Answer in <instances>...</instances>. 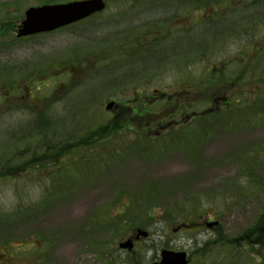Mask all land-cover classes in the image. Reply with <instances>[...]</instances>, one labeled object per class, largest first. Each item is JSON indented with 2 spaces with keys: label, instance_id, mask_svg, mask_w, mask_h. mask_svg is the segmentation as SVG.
Wrapping results in <instances>:
<instances>
[{
  "label": "rangeland",
  "instance_id": "rangeland-1",
  "mask_svg": "<svg viewBox=\"0 0 264 264\" xmlns=\"http://www.w3.org/2000/svg\"><path fill=\"white\" fill-rule=\"evenodd\" d=\"M65 1L71 0H0V66L10 61L16 70L35 65L40 71L53 60L77 59L68 65L80 61L79 68L85 70L80 77L71 73L69 80L58 77V97L63 91L54 110L59 130L68 127L67 118L79 129L77 126L86 122L79 116L81 110H95L90 119H96L100 98L128 97L136 87H146L152 94L154 88L169 92L175 87L184 90L191 86V91L202 88L203 94L197 91V96L207 101L210 97L205 92L215 93L216 85H193L189 81L209 77V68L229 55L236 54L230 57L234 58L232 66L237 65V55L242 56V51L243 60L253 57L257 52L255 40L262 38L260 49L264 53V0H243L244 7L238 13V4L232 8L234 12L231 4H226L232 18L254 21L246 44L240 42L243 31L229 34L218 21L199 22L189 40V31L183 32L184 40L180 31L160 28L163 21L148 23L167 15L173 9L170 6L180 0H106V9L90 21L35 35L17 49L7 48L3 29L17 26L27 8ZM187 11L193 12V6ZM191 16L195 18V14ZM184 21L189 24V20ZM149 26L159 31L148 34L146 30H153ZM212 42L215 46L209 48ZM134 44L136 53L130 46ZM196 46L208 47L207 53L182 63L193 55ZM126 47L129 56L122 59ZM255 72L263 74L264 64ZM219 87L220 95L232 92L241 99L223 100L211 108L201 105L198 113L181 114L179 122L155 126L149 132L151 137L143 135L142 119L137 121L135 135L124 128L114 133L110 125L115 122L106 114L110 125L100 139L112 136L116 141L95 144L101 147L99 153L76 164L64 163L48 178L49 173L35 167L19 170L23 172L20 177L8 175L4 172L7 169L0 167V264H151L159 260L164 247L186 250L190 264H264V224L259 220L264 212V187L253 183L264 179V78L230 81ZM40 90L50 91L43 84ZM72 109L75 113L71 116ZM195 114L198 116L193 118ZM158 116L161 120L160 115H154V120ZM127 118L122 115V122ZM28 121L12 122L9 131L0 121V143L9 142L18 125L27 131ZM97 121L90 120V126ZM176 132V137L172 136ZM167 134L171 136H164ZM136 138L139 140L132 143ZM158 138L162 140L156 142ZM70 153L81 154L76 148ZM247 160L248 166L244 164ZM126 197L131 205L123 209ZM83 199L88 207L76 223L48 222L51 215ZM193 216L201 226L175 229ZM210 221L218 223L209 227L206 224ZM139 227L147 229L150 236L136 242L132 250L121 249L119 242ZM70 243L74 246L69 256L55 254Z\"/></svg>",
  "mask_w": 264,
  "mask_h": 264
},
{
  "label": "flooded vegetation",
  "instance_id": "flooded-vegetation-1",
  "mask_svg": "<svg viewBox=\"0 0 264 264\" xmlns=\"http://www.w3.org/2000/svg\"><path fill=\"white\" fill-rule=\"evenodd\" d=\"M19 26V25H18ZM18 26L12 27L9 29H3L7 39V48H19V44H24L25 39H32V36H19L17 33L19 31ZM264 31V29L262 30ZM250 32V31H247ZM4 64L0 66V116H10L12 112L20 115L23 113L24 105L33 106L41 105L44 103L45 98L42 95H38L32 81L35 78V66H28L26 68L19 66V70L15 69L16 65H11L10 61H3ZM15 69H13V68ZM65 68H61L60 71H64ZM33 76V77H31ZM44 76L50 77V99L55 98L56 91L58 89V84L56 83L58 77V66L56 61H51L50 65L45 67ZM22 82H27L28 84H21ZM135 101L138 100L136 97ZM137 106V105H136ZM45 108H41V111H44ZM114 112H119V107L116 106ZM19 120V119H18ZM10 121L7 124V131L11 129ZM16 131H22L20 125L17 126ZM6 141V140H5ZM64 144L57 149L58 144H50L45 146V154L47 161H51L54 157L56 160L60 159L61 155L69 152L70 148L75 147L76 145L70 141H59V144ZM3 146L8 147L9 144L5 143ZM5 154V152H3ZM5 155H3L4 157ZM62 159V158H61ZM34 157L23 156L16 161L31 163L33 162Z\"/></svg>",
  "mask_w": 264,
  "mask_h": 264
},
{
  "label": "water",
  "instance_id": "water-1",
  "mask_svg": "<svg viewBox=\"0 0 264 264\" xmlns=\"http://www.w3.org/2000/svg\"><path fill=\"white\" fill-rule=\"evenodd\" d=\"M105 7L104 0H76L61 4H45L30 7L26 11V18L21 29L22 34L52 30L63 25L80 20ZM111 104L108 105L110 107ZM147 235L146 230H139V235ZM137 235V236H139ZM132 239L121 243L123 247H132ZM153 264H188L185 251L162 250V259Z\"/></svg>",
  "mask_w": 264,
  "mask_h": 264
},
{
  "label": "trees",
  "instance_id": "trees-1",
  "mask_svg": "<svg viewBox=\"0 0 264 264\" xmlns=\"http://www.w3.org/2000/svg\"><path fill=\"white\" fill-rule=\"evenodd\" d=\"M181 1H182V0H181ZM189 1L192 2V4H194V6H193V5H192V6H193V7H196V8L202 7V6H204L206 3L208 4L209 2H212V3H215L216 6H220V7H221L220 10L223 9V11H225V7H226V4H227V1H224V0H189ZM209 6H210V5H209ZM185 14L189 15V14H190V11H189V12H186ZM187 15H185L184 18L187 19V20H189L188 18H186V17H188ZM219 15H221V13H219L218 16H219ZM213 17L216 18L217 15H215V16H213ZM201 22H202V19H201ZM189 23H190V25H197L199 22L196 21V20L193 19V18H190ZM202 23H203V22H202ZM180 24H181V25H180L181 27H185V28L187 27L186 25H184L183 22L180 23ZM193 54H195V51H193ZM219 85H220V81H219ZM115 121H117V119H113V122H115ZM104 123H105V122H104ZM104 123L97 125L94 129L99 130V133H101L102 129L104 128ZM106 124H107V123H106ZM117 125H122V123H118ZM122 126L125 127V125H122ZM111 127L113 128L114 126L111 125ZM128 128H129V126H128ZM113 129H115V128H113ZM130 129H131V128H130ZM89 130H90V131H89ZM91 130H92L91 128L86 129V130H85V134H84V136H87V135L90 136L89 141H92V140H93V136L98 135V132H94V131H91ZM96 133H97V134H96ZM107 138H109V136H107ZM107 138H106V139H107ZM64 144H65V143H63V144H59L58 147H57V149H60V147H61L62 145L64 146ZM244 164H245L246 166H248V164H249V160H247ZM249 172H251V171H249ZM253 183H257L258 185L264 187V179L261 180V181L253 182ZM126 198H127V200H128V197H126ZM146 199H147V198H146ZM128 202H129V200H128L127 202L123 201V204H125V206H122L123 209H125L127 206H129V205L131 204V203L127 204ZM149 202H150V199H147V202H146V203H149ZM149 205H150V203H149ZM187 220L190 221L191 223H193V222L196 221V218H195V216H193V217H191V218H187ZM259 220H260V223H261V224H264V212L261 214Z\"/></svg>",
  "mask_w": 264,
  "mask_h": 264
},
{
  "label": "bare ground",
  "instance_id": "bare-ground-1",
  "mask_svg": "<svg viewBox=\"0 0 264 264\" xmlns=\"http://www.w3.org/2000/svg\"><path fill=\"white\" fill-rule=\"evenodd\" d=\"M88 203H86L85 199L78 202V204L74 206L67 207L64 212H61L57 215H51V218L48 222H59V223H76L80 219L83 218L85 212L87 210ZM73 243L69 244V247L62 248V252L60 253L58 250L55 252L57 256L64 257L63 255L69 256L73 250ZM60 250V251H61Z\"/></svg>",
  "mask_w": 264,
  "mask_h": 264
}]
</instances>
